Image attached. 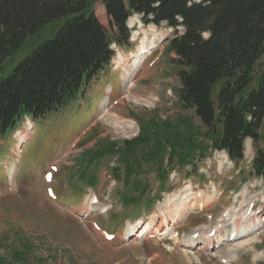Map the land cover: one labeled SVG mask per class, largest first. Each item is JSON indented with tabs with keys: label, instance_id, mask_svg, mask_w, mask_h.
<instances>
[{
	"label": "rangeland",
	"instance_id": "obj_1",
	"mask_svg": "<svg viewBox=\"0 0 264 264\" xmlns=\"http://www.w3.org/2000/svg\"><path fill=\"white\" fill-rule=\"evenodd\" d=\"M95 13L109 28L103 0L96 2ZM128 26L132 29L130 46H114L116 55L111 65L67 111L37 122L31 120V125L22 119L13 130L0 135V260L10 251L11 242L7 240L25 236L35 245L30 264H264V181L251 174L255 153L251 140L246 142L241 164L230 163L223 153L211 151L205 156L198 154L187 169L165 162L172 175L166 181L162 202L153 212L145 209V200L135 207L122 203L121 196L128 193V188L113 175L119 166L113 157L88 169L85 175L95 171L93 187L77 178L75 167H79L83 155L101 143L122 144L137 138L143 123L146 128L164 123L163 128L152 132L165 133L164 137L178 136V131H172L177 128L182 139H187L185 120H192L193 129L199 125L193 112L181 108L179 102L180 82L170 61L176 55L168 52L173 37L169 27L147 25L137 15ZM153 28L162 39L161 46L141 56V68L128 80L125 72ZM120 122L134 123L135 128L127 131ZM22 132L27 136L24 143L18 136ZM51 170L54 179L48 183L44 176ZM146 180L152 188L151 196L158 195L162 189L155 173ZM49 188L56 197L48 195ZM200 195L211 198L208 205L184 211L175 226L166 225L167 233L163 230L154 238L141 231L138 236L131 235V228L144 230L153 219L159 225L170 203L180 207L183 199L187 203ZM251 202H256L254 213L262 211V217L257 215L261 223L248 236L227 242L231 232L227 212L246 210ZM220 225L226 233L222 245L206 251L203 246L188 244L194 237L195 241L209 237ZM105 232L113 234L114 239L108 240ZM5 259L12 264L11 259Z\"/></svg>",
	"mask_w": 264,
	"mask_h": 264
},
{
	"label": "trees",
	"instance_id": "obj_2",
	"mask_svg": "<svg viewBox=\"0 0 264 264\" xmlns=\"http://www.w3.org/2000/svg\"><path fill=\"white\" fill-rule=\"evenodd\" d=\"M97 1L0 0V135L25 116L38 121L66 109L111 65L114 45L130 46L127 22L138 14L146 24L184 28L168 52L176 55L170 61L181 108L199 125L193 129L185 120L182 139L177 128L178 136L164 137L152 134L164 123H143L137 138L101 143L83 155L77 178L93 186L95 171L85 175L88 169L117 157L113 175L128 188L122 203L135 207L145 200L150 211L160 196L151 198L146 179L155 173L165 187V162L183 167L198 154L223 150L239 162L247 139L256 154L253 172L264 178V0H103L109 28L96 16ZM7 242L1 262L30 264L35 245L29 238Z\"/></svg>",
	"mask_w": 264,
	"mask_h": 264
},
{
	"label": "bare ground",
	"instance_id": "obj_3",
	"mask_svg": "<svg viewBox=\"0 0 264 264\" xmlns=\"http://www.w3.org/2000/svg\"><path fill=\"white\" fill-rule=\"evenodd\" d=\"M149 35L147 36V34H146V38L144 39V41H141L142 42V43H140L141 47L137 52L138 56L133 61L132 65L129 67V69H131V70L127 69L126 70L127 72H125V77L128 78V80L132 78V76L135 73V70H138L139 68H141V64L143 62V59L141 58V56L143 54H147V52L149 54L152 49H155L156 47L161 46L160 43H161L162 39L157 37L156 31L154 28L152 29V33ZM122 63H123V61H121L120 64H122ZM120 123L124 124L121 126V128L125 129L127 131H133V129L135 128L134 123H132V124H125L123 122H120ZM117 126H119V123H117ZM18 136H19V140L22 143L27 141V138H26L27 136L23 135V132L19 133ZM216 192H217V190L215 191V193ZM195 198H197V197H195ZM210 199L208 197L200 195V196H198V199H194L193 201H190L191 200V198H190V200L187 203H186L187 199L186 198L183 199L184 201L180 203V205H181L180 207H179V204L170 203L168 205L169 210L166 211L164 219L162 220V222L159 225L156 224V219H153L152 223L147 225L146 228H144V230L143 229L142 230L141 229L136 230V228H131L133 230L131 235L138 236L140 231H141L142 234H144V235H151L154 237L157 233H161V232H163V230L165 231L166 225L167 226H170V225L175 226L177 220L182 216L184 211L194 209L195 207H198V206H204L205 207L208 205ZM226 216L229 217V218H227V221L228 222L231 221L230 222L231 232H230L228 238L226 239L227 242H234L235 240L237 241L238 239L242 238L243 235L248 236L250 233H252L254 231L255 226H257L261 223V219L256 214L249 213V208L246 211H244V209H241L236 213H234L233 211H228ZM165 233H167V232L165 231ZM225 234H226L225 230H222V228H217L215 231V237L214 238H208L207 237L205 239L202 238V239L196 240V241L193 238V239L188 240V244H190V246H192V245L198 246L199 248L201 246H203V248L206 251H209L212 248L215 249L218 245H222V243L224 242L223 239L225 237ZM234 235H235V238L233 239ZM231 257H232V255H231Z\"/></svg>",
	"mask_w": 264,
	"mask_h": 264
}]
</instances>
